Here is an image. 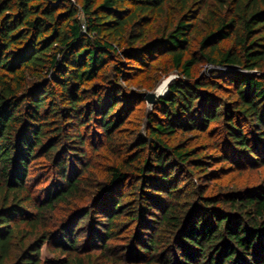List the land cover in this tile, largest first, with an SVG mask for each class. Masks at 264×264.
Returning a JSON list of instances; mask_svg holds the SVG:
<instances>
[{
	"label": "trees",
	"instance_id": "trees-1",
	"mask_svg": "<svg viewBox=\"0 0 264 264\" xmlns=\"http://www.w3.org/2000/svg\"><path fill=\"white\" fill-rule=\"evenodd\" d=\"M159 59L178 77L130 135L131 63ZM258 167L264 0H0V264H264V182L208 184Z\"/></svg>",
	"mask_w": 264,
	"mask_h": 264
},
{
	"label": "rangeland",
	"instance_id": "rangeland-1",
	"mask_svg": "<svg viewBox=\"0 0 264 264\" xmlns=\"http://www.w3.org/2000/svg\"><path fill=\"white\" fill-rule=\"evenodd\" d=\"M198 37L195 38L197 40ZM167 59H159L156 62H153L152 66L148 69H142L140 68L136 63H131V69L133 73V77H135L133 80H131L130 83L123 84L126 87H128L132 91L140 92L143 94V100H144V94H147L148 92H152L154 94H158L157 99L163 97L168 87H166V90L159 95V89L162 87L163 83L167 84V81L170 83L173 79L177 78L178 75L173 71L170 72L169 65H168ZM200 73H207L209 72L211 67H207L205 65L200 66ZM169 71V73H168ZM129 91V90H128ZM154 104L151 105L149 103H146L145 100L141 103L139 106V114H134L131 116V124L128 126L127 132L128 134H140L143 135V115L147 113V111H151ZM137 117V118H136ZM136 118V119H135ZM207 155H212L210 152H206ZM100 164H96L94 167V170H97L94 172L96 178H100L104 176L103 165L108 164L107 156H99ZM98 157V158H99ZM93 165L96 163L92 160ZM218 165H215L213 167H217ZM225 166V165H222ZM106 166H104L105 168ZM31 178L29 181L30 188L32 190L35 189V193L41 194L43 192V189H46L48 186L50 179L47 175V172L43 170V163L42 161H37L33 163L31 167ZM93 170V171H94ZM261 182H264V167H258V168H249L248 170H244L243 172L234 171L230 175H221L219 178H217L215 181L209 182L210 190H215V188H218L220 186H229L230 189L235 188L239 185L242 186H254L257 184H260ZM80 203L79 200H74L72 203L68 202L67 205H59L51 214H46L44 222L40 224L39 228L42 229L43 227H46L47 229L52 230V228L57 227V225L62 222L64 218L68 216L70 211L76 207ZM22 228L29 232V234L32 235V231H30L29 228H26V225L22 226ZM40 231H35V234H39ZM34 234V233H33ZM34 234V235H35ZM31 237V236H30ZM27 237L25 244H29L32 242L33 238ZM19 241L20 238L16 240L17 247L19 248ZM121 242H115L114 244L118 245ZM41 254V260L47 263L44 264H51L53 260L56 258H63L61 255L57 254L56 252L51 251L47 246H42L40 249ZM82 257V260L84 264H122L120 261L118 262L117 258H113L114 256H111L109 258H106L105 256H102L101 253L98 251H94L91 254H85Z\"/></svg>",
	"mask_w": 264,
	"mask_h": 264
},
{
	"label": "water",
	"instance_id": "water-1",
	"mask_svg": "<svg viewBox=\"0 0 264 264\" xmlns=\"http://www.w3.org/2000/svg\"><path fill=\"white\" fill-rule=\"evenodd\" d=\"M168 84H169V82H167L166 87H168ZM156 98H157L156 94H154L152 92H150V93L148 92L147 94H144L145 102L149 103L151 105L155 104Z\"/></svg>",
	"mask_w": 264,
	"mask_h": 264
},
{
	"label": "bare ground",
	"instance_id": "bare-ground-1",
	"mask_svg": "<svg viewBox=\"0 0 264 264\" xmlns=\"http://www.w3.org/2000/svg\"><path fill=\"white\" fill-rule=\"evenodd\" d=\"M165 90H166V83H163L162 87L159 89V95L161 96V94H163ZM156 96H158L157 92H156Z\"/></svg>",
	"mask_w": 264,
	"mask_h": 264
}]
</instances>
